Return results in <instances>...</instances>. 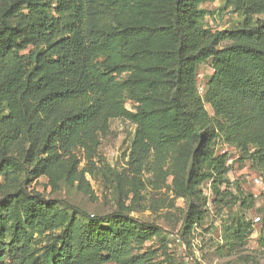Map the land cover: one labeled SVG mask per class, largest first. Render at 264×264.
Here are the masks:
<instances>
[{
	"label": "trees",
	"instance_id": "16d2710c",
	"mask_svg": "<svg viewBox=\"0 0 264 264\" xmlns=\"http://www.w3.org/2000/svg\"><path fill=\"white\" fill-rule=\"evenodd\" d=\"M154 1L0 0V177L20 178L0 198V264H139L134 244L153 236V225L120 210L97 215L64 203L67 213L25 183L59 171L74 149L88 150L105 119L131 116L124 97L140 98L143 89L168 95L158 119L137 114L128 154L132 176L152 151L197 138L205 166L198 183L211 180L212 193L225 195L226 155L214 156L208 147L217 130L228 134L218 121L223 117L239 144H253L250 157L264 182V0H223L242 21L215 32L201 27L200 0H167L164 22L148 25ZM164 35L169 45L156 47ZM224 41L230 43L220 46ZM207 60L213 74L201 96L196 72ZM146 67L154 74L140 76ZM126 72L133 75L120 80ZM237 106L251 112L254 132H237L247 123L229 115ZM188 193L183 233L204 218L195 202L202 192L188 187ZM250 233L251 223L238 219L224 240ZM259 243L264 247V213Z\"/></svg>",
	"mask_w": 264,
	"mask_h": 264
},
{
	"label": "rangeland",
	"instance_id": "374dc122",
	"mask_svg": "<svg viewBox=\"0 0 264 264\" xmlns=\"http://www.w3.org/2000/svg\"><path fill=\"white\" fill-rule=\"evenodd\" d=\"M166 2H153L144 18L148 25L164 22ZM198 5L204 9L201 27L211 32L235 28L242 21L238 14L224 5L223 0H200ZM257 17L263 15L253 18ZM229 43L224 41L220 46ZM168 45L169 39L165 35L155 44L156 47ZM139 71L140 76L154 74L147 67ZM212 74L210 60L198 65L196 80L201 96L207 92V82ZM132 75L133 72H126L118 78L122 80ZM167 95L159 90L146 93V89L137 99L126 95L124 106L132 113L131 116L117 115L105 119L88 150L74 149L55 173L29 176L26 188L30 192L41 193L67 213L70 210L64 203L97 215L120 210L138 222L153 225L156 228L153 236L142 244H134V254L140 256L139 264H264V247L259 243L260 218L264 213V182L250 157L253 144H239L235 140L236 132L225 124L223 117L218 121L226 127L228 134L217 130L208 147L214 156L226 155L227 171L220 185L225 195L217 197L212 193L211 180L198 183L205 166L197 152V138L169 145L162 151H152L139 174L132 176L128 171V154L140 117L137 114L149 111L158 119L156 111ZM204 109L209 118L215 117L207 100L204 101ZM228 113L234 120L247 121L240 126L238 133L254 132L257 126L250 111L237 106L230 108ZM203 147H206L205 143ZM192 162L195 174L190 170ZM19 181L20 178L1 176L0 198L5 192L14 190ZM188 187L202 192L200 201L195 202L204 211V218L196 222L190 232L183 233L182 221L191 197ZM202 201L206 204L202 205ZM77 217L79 214L75 219H82ZM238 219L251 223V233L246 240L228 244L224 240L227 228ZM40 239L43 245L44 238Z\"/></svg>",
	"mask_w": 264,
	"mask_h": 264
},
{
	"label": "built area",
	"instance_id": "2783aa9c",
	"mask_svg": "<svg viewBox=\"0 0 264 264\" xmlns=\"http://www.w3.org/2000/svg\"><path fill=\"white\" fill-rule=\"evenodd\" d=\"M256 182H259V180L257 179Z\"/></svg>",
	"mask_w": 264,
	"mask_h": 264
}]
</instances>
